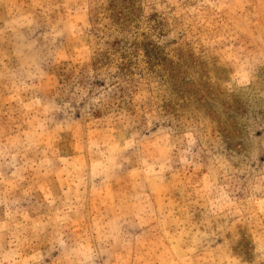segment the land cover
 Instances as JSON below:
<instances>
[{"label":"rangeland","instance_id":"1","mask_svg":"<svg viewBox=\"0 0 264 264\" xmlns=\"http://www.w3.org/2000/svg\"><path fill=\"white\" fill-rule=\"evenodd\" d=\"M0 264H264V0H0Z\"/></svg>","mask_w":264,"mask_h":264}]
</instances>
